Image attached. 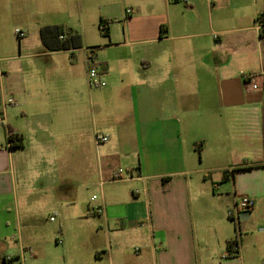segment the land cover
<instances>
[{"label": "crops", "instance_id": "1", "mask_svg": "<svg viewBox=\"0 0 264 264\" xmlns=\"http://www.w3.org/2000/svg\"><path fill=\"white\" fill-rule=\"evenodd\" d=\"M20 1L38 18L36 39L26 24L17 48L0 37V264H264V0H132L121 37L90 49L67 22L72 0ZM46 6L80 49L44 50ZM90 63L103 88L89 86ZM250 73L257 91L241 82ZM118 169L135 177L113 181ZM196 174L220 186L189 191ZM92 186L95 237L58 226L56 256L36 236L37 213L70 208ZM242 198L250 212L237 211Z\"/></svg>", "mask_w": 264, "mask_h": 264}, {"label": "rangeland", "instance_id": "2", "mask_svg": "<svg viewBox=\"0 0 264 264\" xmlns=\"http://www.w3.org/2000/svg\"><path fill=\"white\" fill-rule=\"evenodd\" d=\"M72 2L73 4L70 5L69 21H67L66 18L60 19L59 17L62 16H58L57 13L54 14L52 9L54 7L46 6L43 9L42 15L39 17V23L45 26L67 21L71 22L78 30L84 28L85 33H82L81 38L82 45L85 47L87 46V49L97 48V46L101 44V40L107 38L103 35L98 26L100 20L103 22L101 27L103 26L107 29L108 36L110 35L113 40H118V38L121 37L126 21L125 11L129 10V4H131L132 0H103L101 3H99V1H94L93 3L92 0H79V3H77V0H72ZM67 11H69V9ZM79 11L82 13L81 16H79ZM88 11H90L89 14L87 13ZM34 18H38V15L31 17L26 6L20 0H3L0 6V37H2L7 44L12 45V48H17L18 38L14 34V30L18 29L21 31L23 29L22 26L26 24L31 26L28 31L29 40L33 37L36 39ZM241 162L242 164H247L249 161L243 159ZM208 163L211 162H206L204 155V164L202 166H212V164ZM194 167L199 169L201 166H196L195 164ZM149 174L151 173H146V175ZM142 175L144 176V174ZM204 180L208 181L209 179L203 178V176L197 174L191 176V189L189 191H211L219 184L215 183V185H211L209 181L204 184ZM115 189L121 191L124 188H122V186H116ZM139 189L140 188L136 186V190L139 191ZM79 190L80 191L77 193V201H75L74 206L70 208L67 207L58 212L52 210L51 207H46L41 212L37 213V221L35 223L37 227L36 236L39 238L40 242L46 248H49L51 253L54 252L56 256H61L63 247L55 243L56 238L60 239L61 242L63 241L62 235L58 233V226L60 228L65 227L69 233L72 232L75 234L76 230L80 229L87 232V236L91 238L95 237L96 217H89L87 215V201L89 202L92 196L99 198L100 189L98 186H92L84 187ZM221 191H223V189H221ZM96 202L97 200H94L91 202V205H95ZM81 214H83L82 216L84 217L87 216V218L77 219L75 217ZM50 218H53L54 222H50ZM3 220V217L0 216V221ZM11 243H15V240L12 239Z\"/></svg>", "mask_w": 264, "mask_h": 264}, {"label": "built area", "instance_id": "3", "mask_svg": "<svg viewBox=\"0 0 264 264\" xmlns=\"http://www.w3.org/2000/svg\"><path fill=\"white\" fill-rule=\"evenodd\" d=\"M173 2H178V3H182L183 6L188 7L190 4V0H172ZM126 14H130V10L126 11ZM258 26V29L261 31L264 27V24H261L260 22L256 23ZM14 34L16 35V37L18 39H21L24 37V33L18 29L14 30ZM89 53L91 52L90 50L88 51ZM101 76H100V72L98 71V67L95 64H89L88 70H87V81L90 87L98 89V88H103L105 86V83L102 82L100 80ZM241 82L243 84V86L246 88V90L248 91H257L260 89V81H261V77L259 74H255V73H250V74H242L241 77ZM0 125L3 126V117L0 116ZM16 134L10 130H5V138L7 141L8 146H10V139L12 137H14ZM107 139L105 137H98L96 138V142L97 143H104L106 142ZM133 177H135V174L132 170H122V169H118L116 170L113 175H112V180L113 181H129L131 180ZM95 197L92 198V200H94ZM253 201H251L250 199L247 198H242L239 200L238 203V208L237 211L239 209L240 212L243 213H247L250 212L251 209L253 208ZM238 211V212H239ZM102 213V210L100 208H97L95 210V214L96 215H100ZM53 218H50V222H53ZM55 243L57 245H61L62 242L60 241V239L56 238ZM237 255V245L232 244L230 249L226 252V257L229 258H233ZM5 262H10L11 261V257L7 256L4 258Z\"/></svg>", "mask_w": 264, "mask_h": 264}, {"label": "trees", "instance_id": "4", "mask_svg": "<svg viewBox=\"0 0 264 264\" xmlns=\"http://www.w3.org/2000/svg\"><path fill=\"white\" fill-rule=\"evenodd\" d=\"M255 22H260L264 24V9L260 15L256 18ZM102 21H99L98 26L105 37L108 36L107 29L102 25ZM264 27V26H263ZM264 33V28L261 30ZM39 39L46 52H57V51H69L78 50L81 48L80 36L75 31L64 29L57 25H45L39 28ZM0 116H2L0 108ZM21 139L17 135L10 139V147L16 148L20 147ZM162 183L164 180L161 181ZM235 242L227 244V251L230 249L231 245Z\"/></svg>", "mask_w": 264, "mask_h": 264}]
</instances>
